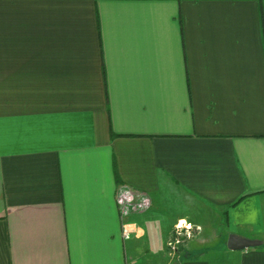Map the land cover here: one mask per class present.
<instances>
[{
  "label": "crops",
  "instance_id": "1",
  "mask_svg": "<svg viewBox=\"0 0 264 264\" xmlns=\"http://www.w3.org/2000/svg\"><path fill=\"white\" fill-rule=\"evenodd\" d=\"M145 263L264 264V0H0V264Z\"/></svg>",
  "mask_w": 264,
  "mask_h": 264
},
{
  "label": "rangeland",
  "instance_id": "2",
  "mask_svg": "<svg viewBox=\"0 0 264 264\" xmlns=\"http://www.w3.org/2000/svg\"><path fill=\"white\" fill-rule=\"evenodd\" d=\"M183 211H184V216L187 218V220H189V221H194L193 223H194V225H192V224H188V223H186V224H182V225H189L190 226V231H188V232H186V231H184V229L183 230H180V229H178V230H176V225L178 224V223H176L175 225H173V227H172V229H171V231L169 232V238H168V240H167V243H168V241L173 237L174 238V236H175V238L177 237V239L180 241V245H179V248L177 247V251H176V253H172L171 252V250L169 249V247L167 246V243H166V257H168L169 259H172V260H174V258L177 256V255H179V253H181V252H183V250H185L187 247H189V246H191V240H192V242L193 241H195V239H192L193 237H196L197 236V232H198V230H196L195 229V225H200V222H201V220L203 219L202 217H201V211L199 210V208H197V207H194V208H191V207H185L184 206V208H181ZM175 212H179V210H176ZM174 212V213H175ZM181 213H182V211H181ZM179 214V213H178ZM222 218L220 217V218H218L217 219V221H213V223H212V226L214 227L213 228V230H215L214 232H216V226H218V232L222 235V237H223V240H222V242H220V245H214V246H212L213 245V243H211V242H209V243H207V245L209 246H205L203 249H204V251H206L207 249H209V248H222V249H226V241H227V237H226V233H228V231H227V229H226V227H225V225L224 224H222V223H220V220H221ZM186 220V221H187ZM205 224H207V225H209V223L208 222H206ZM211 225V224H210ZM216 227V228H215ZM186 232V233H185ZM187 233H190V237H188L187 236ZM121 234H122V232H121ZM189 235V234H188ZM122 238H123V236H122ZM129 238H130V236L127 238V239H124L123 238V240L124 241H128L129 240ZM211 241V240H210ZM215 241V243H216V240H214ZM196 242V241H195ZM213 242V241H212ZM136 247H137V245H135ZM135 254H137V255H135V257H136V260L137 261H141V260H143V259H145V260H147V259H149L150 258V256H145V255H143V250H138V249H136V251H135ZM206 257H208V255L206 256ZM147 262H149V261H147ZM145 264H151V263H145Z\"/></svg>",
  "mask_w": 264,
  "mask_h": 264
},
{
  "label": "built area",
  "instance_id": "3",
  "mask_svg": "<svg viewBox=\"0 0 264 264\" xmlns=\"http://www.w3.org/2000/svg\"><path fill=\"white\" fill-rule=\"evenodd\" d=\"M115 202L118 207L120 219L122 222V236L124 239H127L131 233L129 225L126 223L127 217L132 214L146 212L151 206V200L149 196L144 193L137 192L126 187H120L116 193ZM178 229H184V231L188 232L191 228L189 225L184 226L181 222H179L176 225V230ZM187 236L190 237V233H187ZM179 245L180 241L177 239V237L175 238V236L174 238L172 237L167 243V246L172 253H176L177 247L179 248Z\"/></svg>",
  "mask_w": 264,
  "mask_h": 264
},
{
  "label": "water",
  "instance_id": "4",
  "mask_svg": "<svg viewBox=\"0 0 264 264\" xmlns=\"http://www.w3.org/2000/svg\"><path fill=\"white\" fill-rule=\"evenodd\" d=\"M263 245L258 240H249L235 234H230L226 241V248L230 251H242L249 248H257Z\"/></svg>",
  "mask_w": 264,
  "mask_h": 264
},
{
  "label": "bare ground",
  "instance_id": "5",
  "mask_svg": "<svg viewBox=\"0 0 264 264\" xmlns=\"http://www.w3.org/2000/svg\"><path fill=\"white\" fill-rule=\"evenodd\" d=\"M181 223H182V224H184V222H183V221H181Z\"/></svg>",
  "mask_w": 264,
  "mask_h": 264
}]
</instances>
